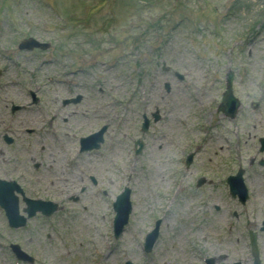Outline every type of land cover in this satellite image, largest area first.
Wrapping results in <instances>:
<instances>
[{"label": "rangeland", "instance_id": "374dc122", "mask_svg": "<svg viewBox=\"0 0 264 264\" xmlns=\"http://www.w3.org/2000/svg\"><path fill=\"white\" fill-rule=\"evenodd\" d=\"M263 137L264 0H0V178L57 205L0 264H264Z\"/></svg>", "mask_w": 264, "mask_h": 264}, {"label": "water", "instance_id": "95a60500", "mask_svg": "<svg viewBox=\"0 0 264 264\" xmlns=\"http://www.w3.org/2000/svg\"><path fill=\"white\" fill-rule=\"evenodd\" d=\"M22 45H23L22 47H26L29 49H31L33 47L46 48V46H47V44H41L38 41H35L34 39H28ZM228 80H229V84H230L231 80H232V75H230ZM238 104H239V102L234 97L232 90H231V86L229 85L228 91H226V94L223 97V102H222L221 108H223L224 109L223 111H225L228 115L234 116ZM229 106H231V107L229 108ZM147 124L148 123L146 121V124L144 125L145 129L147 128ZM102 134H103V132H100L99 134L96 135L95 145H88L87 144L88 141L83 140V142H84L83 147L85 149H91L92 147L93 148L99 147V142L103 141ZM261 141L263 144L262 149H264V138ZM235 180L241 181V174H239L238 177H231L230 178V181H235ZM239 186H240L239 188H241V184ZM15 188L16 187H15L14 183H8V182L0 181V203L6 209L7 216L10 220L11 225L14 227H20V226H23L26 224L27 219L24 216L19 215L18 202H17L16 197L14 198L13 203L9 202V196H12L13 190ZM232 190H233V192H235V190H236L234 184H232ZM29 203H30V205L26 209L29 217L35 215V213L37 211H42L46 215H50L57 209V205L52 203V202H44L41 200H36V201H29ZM114 208L117 212V216H116V220H115V225H116L115 235L118 236L124 230V226L127 224L130 212L132 210L131 203H130V189L129 188H125L124 192L121 195H119L118 200L114 205ZM157 233H158V231L156 230L154 232V235H153V239H152L153 241L151 240L150 244L148 242L147 250H149L151 248L150 246H152L153 242L155 241ZM252 245H253V251H254L256 264H259L258 249H257V243H256L255 238L252 239ZM14 249L17 251L19 257L26 258V256L22 252H20L18 247H14ZM128 264H130V263H128Z\"/></svg>", "mask_w": 264, "mask_h": 264}, {"label": "flooded vegetation", "instance_id": "af4514ba", "mask_svg": "<svg viewBox=\"0 0 264 264\" xmlns=\"http://www.w3.org/2000/svg\"><path fill=\"white\" fill-rule=\"evenodd\" d=\"M4 142L8 145V144H11L12 145V143L14 142V140L12 139L10 142H8L7 141V139H6V136L4 137Z\"/></svg>", "mask_w": 264, "mask_h": 264}]
</instances>
